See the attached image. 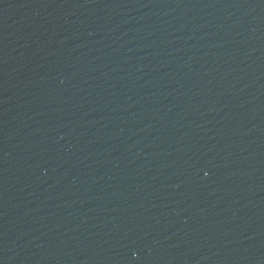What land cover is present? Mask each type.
I'll return each mask as SVG.
<instances>
[{
  "label": "water",
  "instance_id": "water-1",
  "mask_svg": "<svg viewBox=\"0 0 264 264\" xmlns=\"http://www.w3.org/2000/svg\"><path fill=\"white\" fill-rule=\"evenodd\" d=\"M0 264H264V0H0Z\"/></svg>",
  "mask_w": 264,
  "mask_h": 264
}]
</instances>
